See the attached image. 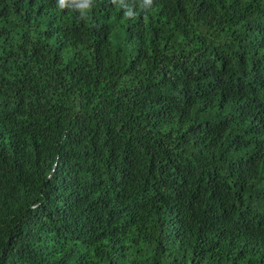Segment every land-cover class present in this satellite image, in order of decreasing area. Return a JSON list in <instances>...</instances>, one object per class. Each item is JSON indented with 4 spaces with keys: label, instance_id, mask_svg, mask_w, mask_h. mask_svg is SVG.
Wrapping results in <instances>:
<instances>
[{
    "label": "trees",
    "instance_id": "16d2710c",
    "mask_svg": "<svg viewBox=\"0 0 264 264\" xmlns=\"http://www.w3.org/2000/svg\"><path fill=\"white\" fill-rule=\"evenodd\" d=\"M75 2L0 0V264H264V0Z\"/></svg>",
    "mask_w": 264,
    "mask_h": 264
},
{
    "label": "clouds",
    "instance_id": "9594fccd",
    "mask_svg": "<svg viewBox=\"0 0 264 264\" xmlns=\"http://www.w3.org/2000/svg\"><path fill=\"white\" fill-rule=\"evenodd\" d=\"M115 3L116 0H113ZM121 5L124 4V0H119ZM153 0H141V7H151ZM74 0H57V7L59 9H65L69 7H73ZM93 6V0H76L74 10H77L80 14L81 19H88L89 12L91 11ZM126 18H133L135 13L132 8L128 7L124 13Z\"/></svg>",
    "mask_w": 264,
    "mask_h": 264
}]
</instances>
